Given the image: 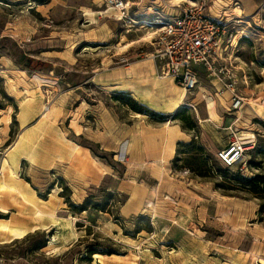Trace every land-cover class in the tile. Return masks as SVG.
<instances>
[{"label":"rangeland","instance_id":"1","mask_svg":"<svg viewBox=\"0 0 264 264\" xmlns=\"http://www.w3.org/2000/svg\"><path fill=\"white\" fill-rule=\"evenodd\" d=\"M149 1L0 0V56L4 58L3 67L0 65V108L11 106L9 112L13 111L17 118L14 117L19 120L21 118V125H24L44 103L48 104L42 114L55 122L53 129L56 132L52 138L47 139L22 138L15 155L25 156L27 160L18 162L15 159L16 165L10 155L6 158L7 155L2 154L5 149H0V264H264V212L261 214L260 208L258 220L255 221L260 223L256 225L257 229H220L217 222L222 217L220 212L217 219L207 217L213 214L216 207L228 205L234 208V204L228 201L247 199L261 206V202L252 193L222 189L227 179L221 175L220 170L226 169L217 161L216 153L231 139L229 129L234 125L244 136H255L256 143L246 156L247 170L241 171L235 167L228 170L230 175L239 172L252 178L254 174H264V155L260 152L264 151V8L252 18L231 23L230 29L235 28L238 35L231 42L233 46L228 48L226 58L220 62L222 65H231L240 78L237 89L245 102L240 111L231 109L230 98L225 106L217 102L215 93L221 95L226 91L217 84V79L207 76V79L203 78L201 88H206L207 98L214 99V106L211 103L206 105V102L197 107L184 105L178 110L183 111L182 120L169 118L165 122H158L151 116L143 115L157 126L177 123L193 136L192 141L177 147L181 162L176 163V167L172 162V171L199 183L189 182L192 184L186 190L179 189L181 186H177L174 181L165 183L166 179L165 184L158 188L157 203L154 205L153 200H149L142 211L140 209L133 213L128 201L130 189L128 192L127 189L130 186L126 189L127 193L119 190L120 184L125 181H128L126 185L132 184L129 178H125L123 164L114 160L112 155L83 142L92 146L93 164L103 178L99 184L80 182L75 180L80 174L76 176L75 171L62 170L70 165L74 152L67 156L61 142L65 141V136L75 141L73 135L81 133L83 127L75 111L76 104L72 103L69 111H66L55 101L61 91L59 87L57 91H50L43 87L39 78L33 79L34 74L38 73L37 69L61 78L59 72L52 70V65L47 62L43 66L31 67L28 61L36 52L35 43L39 49L51 45L50 38H54L60 28L67 29L71 35L84 30L83 39L104 41L99 45L100 51H117L116 55L129 51L127 54L131 62L134 56L150 53L154 49L152 43L159 27L150 25L144 19L146 15L151 17L157 12L156 6L152 8V2ZM172 1L176 5L186 3V0ZM119 2H124L126 8L117 7ZM125 45L127 49L124 50ZM86 46L88 51L96 47L95 44ZM11 58L20 71L18 85L11 84L17 91L16 99L6 93V81L9 79L1 72L11 66ZM77 59L83 64H90L92 57ZM103 59L99 58V64ZM69 60L74 61L73 58ZM108 61L109 58H105L100 66ZM32 84L33 87L42 85L41 88H35L37 94L31 90ZM42 94L44 102L37 100L31 105L28 103V99L35 95L42 97ZM194 94L196 98L197 93ZM202 106L200 111L199 107ZM196 108L200 114L207 113V118L213 114L205 128L198 123ZM116 112L122 119H128L130 112L135 113L117 101ZM67 115H70L69 121H65ZM138 121L135 119V122ZM0 124V131H4L5 123ZM35 124L30 123V126ZM50 126L49 122L43 121L39 129H49ZM18 127L14 128L17 132ZM187 139L183 141H189L188 135ZM18 140L19 134H16L14 142ZM34 140L36 147L33 148L31 143ZM41 141L50 144L47 142L49 145H39ZM189 144L193 145L189 147ZM185 163L195 172L182 168ZM250 163L260 167L251 166ZM107 164L113 167V171L110 167H104ZM44 166L54 168L50 170ZM81 172L85 177L91 176V171L85 166ZM200 172L206 176H198ZM71 179L74 180L73 184ZM231 184L238 186L235 182ZM163 190L168 195L161 196ZM177 190L180 191L179 195L184 192L189 196L185 198H190V206L177 201L179 196H174ZM85 201L87 203L84 207L87 210L80 212ZM178 206H183L185 210L193 207L197 213L196 221L190 220L193 223L185 224L183 229L171 220ZM206 219L207 223L201 227L199 225L191 229L189 226L198 225L197 222ZM90 251L98 252L99 255L90 256Z\"/></svg>","mask_w":264,"mask_h":264},{"label":"crops","instance_id":"2","mask_svg":"<svg viewBox=\"0 0 264 264\" xmlns=\"http://www.w3.org/2000/svg\"><path fill=\"white\" fill-rule=\"evenodd\" d=\"M172 2V0L149 1L148 3L153 5L151 6L152 8L156 6L157 12L151 15V17L146 15L144 19L151 24L152 21L158 17L170 18L171 16L177 15L179 13L178 7L182 5H176V3L173 4ZM263 8L264 0H218V2L212 6L210 13L213 16L224 14L229 21L242 22L243 20L254 17ZM237 11L239 12L238 14L236 13ZM142 19L143 18H141V20ZM80 32L71 35L68 33L67 29L60 28L58 34H56L54 38H50L52 39L51 45H44L42 47L43 49H39V47H36L37 43H35L34 50L36 52L31 55V60L28 61L31 62V67L43 66L45 62L52 65L53 69H51L58 71L61 75L59 83L61 91L55 101L59 102L60 106L66 111H69L68 109L71 107L72 103L77 105L75 111L79 115V122L83 127V131L73 135L75 141L70 139L69 136L63 135L65 136V141L61 142L63 151L67 156L73 151L74 158L69 161L71 166H65L62 170L67 172L75 171V173H77L76 176L80 174V176L75 179L80 182L90 181V184H99L103 178L100 176L99 169L93 164L95 160L91 145H95V147L99 148L107 155H112L114 160L123 164L126 170L125 178H129L130 184H132L126 185L128 181H125L123 184H120L119 190L126 192L127 187L130 186L127 192L130 189L128 201L131 203V212L133 213L140 209L142 211L146 205L145 203L149 202V200H153L155 205L159 196L158 188L170 180L171 182L174 181L177 186H181L179 189L183 188L186 190H188L187 187L192 184L189 182L199 183L191 177H187L183 174H174L172 171V162L176 157L178 145L180 143H189L192 141L193 136L187 134L182 129L181 125L177 123H167L157 126L151 123L145 116L137 113H134V115L130 112L128 119H122L116 112V101L113 99V96L116 93L127 94L140 105L160 115L172 117L184 105H194V107H197L201 103L206 102V105L207 103H211V106H214V99L207 98L206 88H201L202 82L204 81L203 78L205 79L206 77L207 79V74L201 71L199 86L197 88L199 89L198 92H195V90L192 93H186L176 84L173 78L160 77L156 64L151 58L144 56V54L136 55L129 65H121L118 63L119 58L126 55L128 57L129 54L127 53L129 51L120 55H116L117 51H100L101 48H99V45L104 41L83 39L84 30H80ZM123 36L126 37L125 35ZM87 44H95L96 47L93 51H88ZM123 49H127V45L123 46ZM106 53L109 54L106 55ZM84 56L92 57L90 64H83V62L81 63L77 59L78 57L83 59ZM72 58L74 61L69 60ZM99 58H109V61L103 66H100V64H103L104 59L99 64ZM10 60L11 66L4 72H1L9 79V81H6V86L8 88L5 89L6 93L11 98L16 99L15 92L17 91H15L11 84L17 83L20 71H18L19 68L17 65L14 64L15 61L13 58ZM3 62L4 58L0 56L1 67L4 65ZM44 73H46V75L52 74L49 72ZM16 85H18V83ZM30 86L32 87L31 90L36 94L38 91L35 88L42 87V85L33 87L34 84ZM44 90L47 91L45 88ZM194 93H197L196 98L193 97V95H195ZM43 96L42 94V97ZM215 96L217 97V102L223 106L231 99V94L228 91L221 95L217 92ZM42 97H40V95H35L27 101L30 105L36 103L37 100H42L44 102L45 97ZM43 105L44 106H41L39 111H35L33 115L27 119L24 125H21V118L20 120L16 119L17 116L13 114V111L9 112L11 106H6L3 109L0 108V111L4 112L0 113V122L5 123L4 131L3 129L0 131V149H5L2 154H6V158H9L10 155L11 158L14 159V165H16L15 159H18V162L27 160L25 156L18 157V155H15L22 138L40 137L41 139H47L52 138L54 136L53 134L56 133H54L53 129L55 122L42 114L44 108L48 104L44 103ZM202 109L203 106L199 107L200 111H202ZM199 110L196 108L198 112V123L201 127L205 128L213 114H211V117L207 118V113L200 114ZM69 117L70 115H67L65 121H69ZM219 118L221 119V117ZM135 119H139V121L135 122ZM43 121L51 124L49 129H44L45 131L39 129ZM34 122H36V124L30 126V123ZM17 125L19 126L18 132L14 129ZM174 125L178 126L179 131H177V126ZM16 134H19L20 140L14 142ZM187 135L190 139L188 142H185L183 140H188ZM78 137L79 139H77ZM84 141L91 145L88 146L83 144ZM47 142L41 141L39 145H49L50 143L48 142V144ZM175 143L176 150L174 148ZM31 145H33V148L36 147L35 140ZM226 145L221 147L217 153ZM78 152L83 157H81ZM172 155V159L169 160ZM81 159L83 160L81 161ZM167 160H169L168 165H166ZM73 163H76V166H73ZM1 164H3V162H1ZM84 166L91 171L90 177H85L81 172ZM104 167H110L113 171V167L109 164ZM44 168L51 170L54 167L44 166ZM144 171L151 172L145 173ZM131 179L133 181H131ZM71 180L70 182L73 184L74 180ZM164 180H166L165 183ZM182 185L184 187H182ZM163 191L164 193H161V196L168 195L165 190ZM176 192L174 196H179L177 201H179L180 204L183 202L187 207L191 205L190 198H185L187 195L184 192H182L181 195H179V190ZM223 202L224 201H222V203ZM228 202L234 204L233 206H235L234 208L237 207V210L228 205L226 207L219 206V208L216 207L213 214L207 215L208 219H217L220 212L222 217L220 221H217L219 222L218 225H220V229H257L256 225L260 224L255 222L258 220L260 208L257 203L247 199ZM178 207H176L174 211L175 215L173 219H171L173 224H177L178 228H184L185 224L196 221L195 216L197 213H195L193 207L187 210H185L183 206L182 208L181 206ZM197 223L198 225H189L190 228H197L199 225L201 227V225L207 223V219L204 221L200 220V222ZM234 233L236 234V232Z\"/></svg>","mask_w":264,"mask_h":264},{"label":"built area","instance_id":"3","mask_svg":"<svg viewBox=\"0 0 264 264\" xmlns=\"http://www.w3.org/2000/svg\"><path fill=\"white\" fill-rule=\"evenodd\" d=\"M216 2L218 0H186L178 7L177 15L153 20L150 25L159 27L152 43L154 49L144 56L155 62L160 77L173 78L186 93L197 90L201 71L217 79V84L231 94V109L240 111L245 105L237 89L240 78L231 65L220 63L226 58V52L233 46L231 42L238 33L235 28L230 29L233 21H229L224 14L213 16L210 13ZM126 6L124 2L117 3L121 9ZM118 63L129 65L130 58L121 56ZM36 71L38 73L33 79L39 78L43 87L57 91L59 77L53 74L41 76L44 72ZM229 130L231 139L217 153V161L228 170L235 167L247 170L246 156L255 147V136H244L234 125Z\"/></svg>","mask_w":264,"mask_h":264},{"label":"trees","instance_id":"4","mask_svg":"<svg viewBox=\"0 0 264 264\" xmlns=\"http://www.w3.org/2000/svg\"><path fill=\"white\" fill-rule=\"evenodd\" d=\"M113 99L119 103H121L122 105L128 107L130 110H132L133 112L137 113V114H141V115H146V116H151L153 119L158 120V122H165L167 121L169 118L171 119H181L182 116V110L178 111L174 116L170 117V116H164V115H158L155 114L153 111L141 106L137 101H135L134 99H132V97H130L127 94L124 93H116L113 96ZM182 120V119H181ZM181 143L178 145L180 146ZM193 144H189L188 146L191 147ZM201 150V149H198ZM261 154L264 155V151H260ZM180 153L177 151L176 157L173 160V164L176 167V163L181 162V159L179 158ZM195 161L199 160V159H193ZM205 160V159H204ZM187 163L190 164L189 161H185ZM187 163L183 164L182 168H189L192 172H195V169H192L189 165H187ZM253 163H250L251 166H258L260 167V165H252ZM206 165V164H204ZM208 173V171H207ZM221 175L226 178L227 183L224 184L222 186V189L224 190H234V191H247L249 193H252L253 195H255L254 197L256 199H258L261 203H260V212L261 214L264 212V174H254V176L252 178H247L244 175H242V173H235V174H231L228 171V169L226 170H220ZM198 176H206V174H202L200 172V174H198ZM231 182H235L236 184H238L237 187L233 186L231 184ZM87 201H85L81 206H83L80 209V212H83L85 210H87L84 206H86ZM90 256H95V255H99L98 252H94V251H90L89 252ZM103 255V254H102ZM116 255V254H113ZM113 255H109V256H113ZM91 260V258H90Z\"/></svg>","mask_w":264,"mask_h":264}]
</instances>
